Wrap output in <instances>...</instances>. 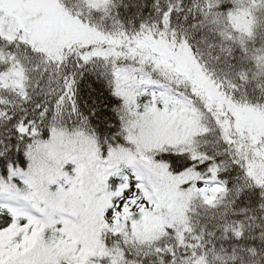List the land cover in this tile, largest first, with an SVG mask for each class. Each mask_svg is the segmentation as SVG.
I'll use <instances>...</instances> for the list:
<instances>
[{
  "label": "snow or ice",
  "instance_id": "1",
  "mask_svg": "<svg viewBox=\"0 0 264 264\" xmlns=\"http://www.w3.org/2000/svg\"><path fill=\"white\" fill-rule=\"evenodd\" d=\"M0 264H264V0H0Z\"/></svg>",
  "mask_w": 264,
  "mask_h": 264
}]
</instances>
